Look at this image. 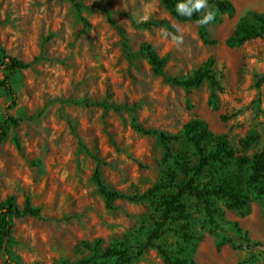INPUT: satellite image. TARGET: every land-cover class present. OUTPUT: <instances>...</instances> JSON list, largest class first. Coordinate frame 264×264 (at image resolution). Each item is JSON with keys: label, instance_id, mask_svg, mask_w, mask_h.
Returning <instances> with one entry per match:
<instances>
[{"label": "rangeland", "instance_id": "rangeland-1", "mask_svg": "<svg viewBox=\"0 0 264 264\" xmlns=\"http://www.w3.org/2000/svg\"><path fill=\"white\" fill-rule=\"evenodd\" d=\"M230 1L232 15L220 13L201 27L178 21L161 0H0L1 46L30 62L11 78L14 99L0 86V119L3 112L19 119L0 143V198L12 196L20 206L28 198L40 209V216L13 219L7 248L15 264H69L91 255L98 257L88 264H165L157 245L194 264H264V248L240 246L264 243V196L251 195L242 213L215 199L214 224L186 196L195 239L184 244L174 223L147 245L158 201L174 189L166 186L169 173L175 171L176 183L183 174L171 157L164 160L159 138L136 125L177 134L202 119L213 134L226 135L237 154L251 155L264 144V83L254 84L264 74V35L225 44L240 21L255 24L251 13H264V0ZM162 28L183 32L179 49L162 38ZM201 28L215 44L202 41ZM142 44L163 60L161 73ZM209 59L221 90L208 80L193 88L168 81L192 75ZM4 73L0 69V80ZM251 133L257 141L242 149L240 141ZM169 146L173 156L197 161L186 139ZM97 164L111 190L160 188L152 200L107 203L93 178ZM97 241L96 251L86 247ZM121 244L128 262L100 256ZM0 264H12L3 251Z\"/></svg>", "mask_w": 264, "mask_h": 264}, {"label": "trees", "instance_id": "trees-1", "mask_svg": "<svg viewBox=\"0 0 264 264\" xmlns=\"http://www.w3.org/2000/svg\"><path fill=\"white\" fill-rule=\"evenodd\" d=\"M161 1L178 21H196L201 15L200 13H195L191 19L178 15L176 5L183 2V0ZM208 4L217 11V15L220 13L232 15L234 12L233 3L230 0H208ZM251 16L255 24L240 21L225 39L227 46H239L248 40L264 35V13L253 12ZM199 35L206 44L216 43L214 39L208 37V33L204 28L200 29ZM141 49L153 66L154 71L161 73L163 60L157 57L149 44H142ZM212 64V59H209L204 66L195 70L192 75L185 78H171L168 81L186 88H193L208 80L213 87L221 90L219 80L215 77L212 69ZM29 66L30 62H24L7 54L0 43V69L5 72L0 80V86L11 99L15 98V90L10 82L12 76L17 71L26 69ZM263 83L264 74H261L254 84L259 88ZM18 123V118L3 112L0 119V143L6 136L8 127L10 125L16 126ZM135 128L144 134L157 136L165 150L164 160L171 157L173 163L183 174V179L176 183L175 171L173 170L169 173L166 186L171 184L174 189L164 193L158 201L159 216L155 221L154 230L149 235L147 245H151V239L159 238L166 231L167 226L174 223L178 224V229L175 233L184 244L191 243L195 239V236L190 231L191 214L184 203L186 196H192L202 206L210 224H214L215 216L220 214V209L216 206L215 199H222L226 208L242 213L247 209L251 195L255 197L264 196V144L251 155L237 154L230 146L226 135L213 134L207 123L202 119L188 121L183 125L182 131L177 134H168L155 129H144L137 125ZM180 139H186L193 146L194 154L197 157V161L194 164H191L185 155H172L169 145ZM257 139L258 136L251 133L240 141V146L242 149H248ZM208 144H211L210 148L207 147ZM229 164L233 165V171L226 172L225 169ZM93 178L99 193L107 203L114 199L132 202L152 200L160 188V185H157L139 194H128L111 190L104 183L98 164L94 169ZM26 215L40 216V209L33 206L28 198L22 206L12 196L0 198V251L4 252L7 260L12 264H15V262L10 259L7 248L12 241V222L14 218H21ZM94 244V246L86 244V247L96 251V247L99 245L98 241ZM240 246L250 250L257 247L264 248V243L254 242ZM156 248L162 254L165 264H194L193 261H188L186 258L173 254L161 245H157ZM180 251L183 252L184 248H181ZM138 254H140V251ZM100 256H115L119 262H128L132 258L122 244L117 247L105 248ZM97 257V255H91L87 258L72 261L69 264H88ZM242 263L240 262L239 264Z\"/></svg>", "mask_w": 264, "mask_h": 264}, {"label": "clouds", "instance_id": "clouds-1", "mask_svg": "<svg viewBox=\"0 0 264 264\" xmlns=\"http://www.w3.org/2000/svg\"><path fill=\"white\" fill-rule=\"evenodd\" d=\"M176 12L178 15L189 19H191L195 13H200L201 15L199 19L196 20V23L201 27L211 24L217 15V11L209 6L208 0H183V2L176 5ZM160 34L162 38L170 39L173 46L177 49H179L184 42L183 32L179 28H176V32L169 31L167 28H162Z\"/></svg>", "mask_w": 264, "mask_h": 264}]
</instances>
